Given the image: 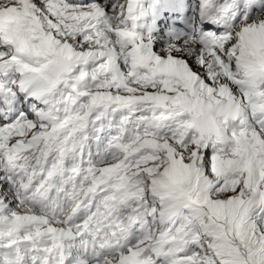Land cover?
I'll list each match as a JSON object with an SVG mask.
<instances>
[{
  "label": "snow or ice",
  "instance_id": "snow-or-ice-1",
  "mask_svg": "<svg viewBox=\"0 0 264 264\" xmlns=\"http://www.w3.org/2000/svg\"><path fill=\"white\" fill-rule=\"evenodd\" d=\"M0 264H264V0H0Z\"/></svg>",
  "mask_w": 264,
  "mask_h": 264
},
{
  "label": "clouds",
  "instance_id": "clouds-1",
  "mask_svg": "<svg viewBox=\"0 0 264 264\" xmlns=\"http://www.w3.org/2000/svg\"><path fill=\"white\" fill-rule=\"evenodd\" d=\"M198 71L200 70V69H197Z\"/></svg>",
  "mask_w": 264,
  "mask_h": 264
}]
</instances>
